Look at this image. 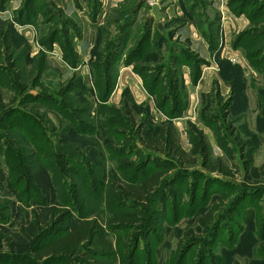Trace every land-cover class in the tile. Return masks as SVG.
Here are the masks:
<instances>
[{
	"label": "rangeland",
	"instance_id": "374dc122",
	"mask_svg": "<svg viewBox=\"0 0 264 264\" xmlns=\"http://www.w3.org/2000/svg\"><path fill=\"white\" fill-rule=\"evenodd\" d=\"M30 1L8 13L11 0L0 1V264L17 254L64 264L37 258L60 230L33 239L30 229L53 207L69 209L60 228L98 219L107 264H264V0H75V13ZM81 9L87 56L76 47ZM189 25L210 56L182 36ZM174 76L186 102L176 116L162 109ZM166 125L184 158L159 142ZM156 173L152 206L111 201L112 186L135 189ZM126 211L131 229L112 224ZM88 251L70 262L101 264Z\"/></svg>",
	"mask_w": 264,
	"mask_h": 264
},
{
	"label": "trees",
	"instance_id": "16d2710c",
	"mask_svg": "<svg viewBox=\"0 0 264 264\" xmlns=\"http://www.w3.org/2000/svg\"><path fill=\"white\" fill-rule=\"evenodd\" d=\"M36 1L37 0H31L30 2H33L32 4L34 3L36 4ZM5 2H7V0H3V3ZM4 8L5 7L3 4L0 9L3 10ZM261 10L262 9L258 8L259 12H261ZM21 17H18L17 21H21L23 19L25 20V18H21ZM150 35H151V32H150ZM150 35H148L147 38H149ZM250 41L252 42L253 40L251 39ZM69 42L72 43L71 40H69ZM65 51H66V54L68 55V50H66V48H65ZM71 53L74 54V57L76 56L74 46L72 47ZM263 54H264V51H263ZM259 55H261V53ZM161 57L163 58V56ZM75 59L76 61L78 60V58H74V60ZM130 61H132L131 64L134 61L133 53L129 54L128 61H127L128 65L130 64ZM197 63L200 64L203 62L197 61ZM198 68H199V65H198ZM170 71L171 69L169 70V72ZM139 73H140V70H139ZM158 74H159V71L154 79L157 78ZM142 76L146 78V76H144L143 74ZM173 81H174V90L176 92L172 91V94H170V96L169 94H165L163 98V102L165 104L164 105L162 104L163 106L162 109L166 110L167 105L169 104L171 105V108H172L170 113L176 116L182 110H184L183 108H185L186 102H185L184 96H181L179 94L180 88L182 87L180 85V81H178V79L175 78V76L173 77ZM154 83L155 84L154 86H152V88L154 91L157 92L158 85L156 81H154ZM123 106H124L123 107L124 110L128 114L130 115L133 114L131 105L129 103L124 102ZM19 129H22V126H19ZM175 137L176 136L174 132V127L172 125H166V127H162L159 131V142L163 144L165 148L171 149V151L174 154H178L179 157L184 158L186 156V153L181 150ZM202 140H203L202 136H199V135L196 136V141L194 144L197 148H199L200 144L202 143ZM205 144L206 143L204 141V145ZM192 153L196 154V149L193 150ZM127 163H128L127 160L123 161V165H126ZM163 176H164L163 173H156L154 176L150 178L143 179L144 181L142 180L143 182L142 185L135 189L127 188L124 185H120L118 187L112 186L111 187V201L116 203V206L125 207L126 201L128 200L127 197L129 198L133 197L132 199L137 200V202L139 201L145 204L146 206H152V203L154 202L153 192L155 191L156 187L160 186ZM135 205L137 206V203L133 202V207H135ZM68 214H69V209H66V208L59 209L58 207H53L52 209L49 210L48 217H46L45 220H41L43 222H46L47 220H49L51 221V224L45 223L44 226L42 225L41 221L36 215V219L30 227V229L33 227L35 230V232L32 235L33 239L37 238V236H39L44 231L47 232V230L53 226H55V229L57 228L56 230H60V231L53 233L52 239H50L48 243L44 244L42 246V249L38 251L37 253L38 260L57 259L58 261L60 260V262H64V264H75L70 261L76 256H78L82 252V248L84 247V249H86V252L91 248L94 249V250L88 251L89 253H91V254H88L90 258H93V259L97 258V260H99V263L107 264L105 263L103 259H99V257L100 258H103L104 256L108 257L111 254L110 252L111 246L107 240L106 231H105L104 226L98 221V219H84V220L78 221L76 224H73V225L69 224L63 228H60L59 222L64 220L66 217H68ZM133 217H134L133 214H131L129 211L128 212L126 211V213H124V216H122L123 219L119 221H113L112 224H114L115 222H119L121 223V226H124V228L126 226L128 227L127 229H131L135 221ZM58 227L60 229H58ZM29 239H31V236L29 237ZM127 246L128 245L124 247H127ZM15 259H16V262H18L17 264H31V262H33L31 261V258L28 257V255L26 254L25 255L17 254Z\"/></svg>",
	"mask_w": 264,
	"mask_h": 264
},
{
	"label": "crops",
	"instance_id": "0c3cea01",
	"mask_svg": "<svg viewBox=\"0 0 264 264\" xmlns=\"http://www.w3.org/2000/svg\"><path fill=\"white\" fill-rule=\"evenodd\" d=\"M54 1L58 5L59 4L64 5V7H65L66 10H69V11L75 13V8L76 7L74 8V6H77L75 0H54ZM78 2L82 3L81 0H79ZM21 4H22V0H11V2L9 3V7L7 8L8 10H7L6 13L12 12V11L16 10ZM80 13L84 14V12H83L82 9L80 10ZM82 14H80V16H81L82 22L84 23V24L81 23L82 24V27H83V29H82L83 30V36L79 40V44L76 47H78L77 50L80 53H83V54H85L87 56L91 52V50H92V45H93V31H92L91 26L88 23L89 22L88 21V17L85 16V14L84 15H82ZM194 29L195 28L193 26H191V25H189L187 27L186 26L182 27V30H183V31L181 30L182 33H183L182 36H184L185 39H187L191 43H193L191 45V47H192L193 50L198 51V52L204 54L205 56H210L208 44L205 42V40L202 37H200L198 35V33L196 32V30H194ZM228 32H230V30H227V33L226 34H228ZM129 34H128V36H129ZM182 40H183V38H182ZM194 43L195 44H198V47L197 46L195 47L194 46ZM227 54L229 56L228 58H230L229 60L233 61L232 60V57H233V55L236 56V54L229 53V52H227ZM121 67L124 68L126 66L123 63Z\"/></svg>",
	"mask_w": 264,
	"mask_h": 264
},
{
	"label": "water",
	"instance_id": "95a60500",
	"mask_svg": "<svg viewBox=\"0 0 264 264\" xmlns=\"http://www.w3.org/2000/svg\"><path fill=\"white\" fill-rule=\"evenodd\" d=\"M159 5H154L152 8V15L155 16L158 20H161V15L159 14Z\"/></svg>",
	"mask_w": 264,
	"mask_h": 264
}]
</instances>
